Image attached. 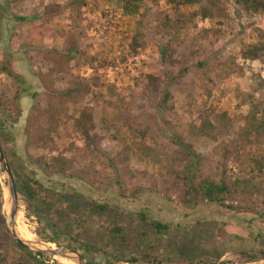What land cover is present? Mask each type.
<instances>
[{"label":"rangeland","instance_id":"1","mask_svg":"<svg viewBox=\"0 0 264 264\" xmlns=\"http://www.w3.org/2000/svg\"><path fill=\"white\" fill-rule=\"evenodd\" d=\"M71 1L0 0L3 117L20 115L10 130L4 126L10 136L0 146L8 165L11 152L17 154H11L13 160L40 164L37 178L41 182L31 186L42 194L48 178H61L58 185L82 192L85 199L91 193L102 197L99 191L110 188L112 199L115 194L122 198V207L116 215L95 212L83 216V232H103L112 222L122 225L130 235L127 251L134 249L138 238L155 246L157 260L152 264H239L264 256V240L256 234L264 225V169L252 165V159L264 158V132L241 134L251 108L250 96L264 105V51L256 60L240 55L243 43L264 47V12L248 15L237 8L235 0H220L221 13L203 19L199 10L209 6L208 0L194 4L178 0L177 7L163 0H84L80 21L74 25ZM55 5L60 6L59 12H54ZM194 11L198 14L177 29V21ZM136 33H143V45L132 52L129 44ZM158 41L169 46L172 64H162ZM65 49L74 52L67 56L61 53ZM21 51L41 81L24 76L35 96L20 93L16 104L14 97L21 87L11 73L19 67L2 55L10 52L17 59ZM58 60L64 68H59ZM169 71L175 77L166 86ZM141 74L161 79L157 96L151 100L137 82ZM180 74L179 80L174 79ZM72 88L79 90H71L70 95L67 91ZM159 101L164 103L161 115L155 106ZM156 117H162L163 129ZM205 120L208 126H203ZM220 147H226L227 156H220ZM187 151L198 159L191 182L194 187L221 176L228 181L258 179L262 184L255 204L258 214H233L213 206L191 213L182 209L180 201L186 194L180 176L189 161ZM61 166L63 174L52 172ZM47 194L56 203L61 220L67 210L64 201L56 190ZM9 205L0 165V247L7 264H15L13 257L23 261L27 254L34 257L29 264H64L55 256H35L17 246L7 226ZM37 206L18 194L17 235L20 231L35 242L73 249L84 256L85 264H131L125 258L90 250L82 242L86 233L75 246L46 225L43 213L36 215ZM69 208L71 219L77 217L78 207ZM129 209L143 210L147 219L169 224L168 233H158L141 214L128 216ZM250 217L254 226L247 227L248 238L241 240L239 235L244 233L236 229L247 226ZM140 264L150 263L143 260Z\"/></svg>","mask_w":264,"mask_h":264},{"label":"trees","instance_id":"2","mask_svg":"<svg viewBox=\"0 0 264 264\" xmlns=\"http://www.w3.org/2000/svg\"><path fill=\"white\" fill-rule=\"evenodd\" d=\"M172 6L177 7L180 4L178 0H163ZM187 4H194L199 2L200 0H182ZM84 0H72L70 3L71 11H70V19L72 24L76 25L80 21V8L84 5ZM220 0H208V7H201L199 10L200 16L205 19L207 17H212L213 15L221 13L222 7L220 5ZM235 4L238 9H241L248 15L258 14L264 12V0H235ZM134 10L138 9V6L133 4ZM60 6H54V12H59ZM128 12V11H127ZM198 14V11L192 12L188 16H183L180 20L177 21V29L183 28L185 24H188L192 17ZM166 26V24H164ZM143 33H136L131 37V42L129 44L130 50L132 52H136L137 47L143 45ZM142 42V44H141ZM159 57L161 59L162 64H172L171 54L169 52V46L163 42L158 41L157 43ZM264 51V47L261 44L257 43H243L240 47V55L244 60H256L259 58L261 52ZM72 52L69 49L62 50L61 53L67 56H71ZM3 56V57H2ZM1 57L8 61L9 64L15 65L18 64L19 71L17 73H11V76L15 78V80L19 83L21 87L20 90L17 91V94L14 97L15 103L17 104L19 100V94H23L22 96H30L33 98L35 96V91H31L30 86L26 83L24 76L31 78L34 81H38L40 83L41 79L39 76L33 74L29 66L26 64L25 53L19 52L18 57L15 58V54L13 53H4ZM21 56V57H20ZM46 61L50 59L45 58ZM21 61V62H20ZM55 62V60H52ZM60 65V69L64 68L63 62L57 61ZM21 68V70H20ZM1 69H4L1 67ZM23 70L25 71L23 73ZM187 69L182 71V74L186 72ZM168 72V71H167ZM167 85L171 84L170 77H175L171 71L167 73ZM181 78V74L177 76L179 80ZM160 81L156 75L153 74H141L137 79L143 89L145 98L151 100L157 96ZM71 90L78 91L79 88H72L67 92L71 95ZM164 96V95H163ZM152 97V98H151ZM166 100V91L165 96L162 99V102ZM1 96H0V143L7 142L9 140L10 132L5 131L4 126H7V130H10L17 122L18 117H3L4 106ZM159 101L155 106L156 110L161 115L163 113L164 103ZM251 108L248 112V115L245 117L246 126L241 130V134L244 136H250L253 134H258L259 132H264V105L261 101L256 100L250 96ZM260 115L261 117H258ZM161 128H164V122L162 121V117H156ZM208 126L209 122L207 120L204 121L203 126ZM263 128V129H262ZM261 130V131H260ZM85 136L87 135V131L84 132ZM264 135V133H263ZM167 136L171 138V134L167 133ZM226 147H220L219 153L220 156H227ZM4 151L7 152L5 147H3ZM218 150V149H217ZM13 156H17L16 153L11 152ZM11 154H7L9 156V165L12 170V174L14 176V182L16 186L17 193L23 197L27 203L31 204L33 201L37 203V210L35 211L36 215L40 216L43 213V219L46 221V225L49 228L57 230L62 237H68L70 242L75 246L79 243L81 237L86 233L83 232L84 225L81 222V218L83 216H90L95 212H106V214L116 215L117 209H119L122 205L120 204L121 197L118 194L114 195V199L111 198V194L109 193L110 188H105L104 190L99 191L102 194V198L97 199L93 197V193L90 194L89 198H84L82 192H79L76 189H71L67 187H62L58 185L59 179H50L48 178V184L45 186V193L42 194L37 188H32L31 183L39 184L41 181L38 180V171L40 169V164L32 165L24 161H20L18 158L13 160L10 158ZM187 159L189 160L185 165V169L183 171V175L180 176L183 182V190L186 195H184V199L180 201V207L182 209H186L191 213L192 210L202 209L205 206H213L218 210H227L233 214L240 213H251L258 214L256 211L255 204L258 202L261 192H262V184L258 179H247V178H235L231 181L226 180L222 176L217 181H203L198 186H193L191 184L194 176H195V164L194 162L198 161L196 155L193 152H186ZM57 161V159H54ZM53 161V164H54ZM252 165H254L255 169L262 171L264 169V158L262 159H252ZM48 169H51L52 166L46 165ZM28 171L31 173L29 174ZM52 172H55L59 175L63 174L64 166L59 168L55 167ZM43 185V184H42ZM61 187L60 190L58 187ZM67 186V185H66ZM56 190L58 192V196L64 201V205L67 210L66 214L62 217V219H58L57 215H60V212L56 209V203L50 199L47 192ZM116 198V199H115ZM163 199V198H162ZM83 201V202H82ZM168 204L172 201L170 199H164ZM226 201H232L233 204H225ZM172 204V203H171ZM74 206L78 209L76 210L75 218L71 219L69 213V207ZM141 214V217L150 225H153L155 230L160 234H167L169 230V224H166L154 217L147 219V213L143 210H138L137 212L129 209L127 211L128 216L133 217L134 214ZM261 218L260 215H258ZM253 219H249L247 222V226L237 227L236 230L240 232L243 231L244 235H239L241 240H245L248 238L246 236L247 227L253 225ZM254 226V225H253ZM258 228V227H257ZM263 231H256L258 234V238L264 240V225ZM234 230V231H236ZM258 230V229H257ZM24 235L28 236V233H24ZM85 238L83 239V243L88 246V248L93 250L96 253H102L105 256H110L113 258H125V261L131 264H140L141 261L145 260L147 263L156 262V257L153 256V250L155 246L153 244H148L142 238H138L134 243V249L131 251H127L126 247L128 245V239L130 238L129 233L126 231V228L122 225H118L115 222H112L110 227H106L103 232L94 233H86ZM21 249L24 248L17 243ZM74 246V247H75ZM126 254V255H125ZM264 254V252L262 253ZM35 256L41 255V253H35ZM81 255V254H80ZM27 258L22 261L20 257H13V261L15 264H29L30 260H34V257L27 254ZM84 259V256L81 255ZM8 258L5 252L0 247V264H7ZM40 264H45L40 262ZM88 264V263H86ZM201 264H209L208 262H202Z\"/></svg>","mask_w":264,"mask_h":264},{"label":"water","instance_id":"3","mask_svg":"<svg viewBox=\"0 0 264 264\" xmlns=\"http://www.w3.org/2000/svg\"><path fill=\"white\" fill-rule=\"evenodd\" d=\"M0 165L3 168L5 179H6V189L8 193L9 200V213L7 217V226L9 228L10 234L13 238L25 248L35 252L52 256H62L72 259L76 264H85L82 256L73 249L64 248L61 245L55 244L54 247L48 245V243L42 242H29L21 239L15 231V216L17 212L18 204V193L16 190L14 178L11 169L7 163L5 155L0 146ZM239 264H264V256L248 259L246 261L240 262Z\"/></svg>","mask_w":264,"mask_h":264},{"label":"bare ground","instance_id":"4","mask_svg":"<svg viewBox=\"0 0 264 264\" xmlns=\"http://www.w3.org/2000/svg\"><path fill=\"white\" fill-rule=\"evenodd\" d=\"M17 231H19V229ZM19 234H20V236L19 235L18 236L21 239L26 240V241H29V242H33V240H31V238L30 239H27V238L31 237L30 235H28V236L23 235V233H21L20 231H19ZM48 245L51 246V247H54V245H52L51 243H48ZM55 257L61 263L66 264V261H67L68 264H75V262L72 259H70V258H68V260H67V257L60 256V258H61V260H60L59 256H55Z\"/></svg>","mask_w":264,"mask_h":264}]
</instances>
